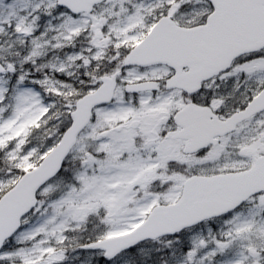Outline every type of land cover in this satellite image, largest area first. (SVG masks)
Returning a JSON list of instances; mask_svg holds the SVG:
<instances>
[{"label":"snow or ice","instance_id":"obj_1","mask_svg":"<svg viewBox=\"0 0 264 264\" xmlns=\"http://www.w3.org/2000/svg\"><path fill=\"white\" fill-rule=\"evenodd\" d=\"M0 264H264V0H0Z\"/></svg>","mask_w":264,"mask_h":264}]
</instances>
